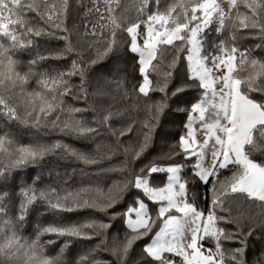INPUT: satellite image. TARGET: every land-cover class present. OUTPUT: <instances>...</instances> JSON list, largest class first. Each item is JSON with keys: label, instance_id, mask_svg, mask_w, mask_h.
Masks as SVG:
<instances>
[{"label": "trees", "instance_id": "16d2710c", "mask_svg": "<svg viewBox=\"0 0 264 264\" xmlns=\"http://www.w3.org/2000/svg\"><path fill=\"white\" fill-rule=\"evenodd\" d=\"M193 2L196 0H159L157 5L155 0H149L143 13L138 11L143 0H119V7L115 3L112 7L118 20L126 26L146 21L150 13H163L170 6L180 3L190 6ZM240 3L241 7L231 13L221 32L216 31L215 24L206 30L204 52L219 54L217 46L221 41L229 49L235 46L239 51L236 53L234 75L248 82L243 86L247 92L249 83H264V67H261L264 64V31H261L264 9H258L255 18L257 27L242 29L238 16L250 14L242 6L243 0ZM22 4H33L38 11L23 9L26 27L33 32L18 28V38L25 44L31 41V45L10 53L15 61L11 80L6 78L7 55H0V98L7 101L9 107L15 108L18 116L17 120H9L0 115V136H6L12 142L10 146L6 145V151H0V169L6 170V175L0 178V197H3L0 203L6 209L5 214H0V226L6 220L10 221L5 226V232L0 233V242H3L4 235L14 232L24 247L11 260L0 256V264H34L29 259L32 251L29 245L33 241H37L35 251L39 255L58 258L57 264H120L111 248L131 235L125 223L127 209L136 205L137 198L145 199L142 191L135 189L130 182L140 174L141 169H145L143 175L153 186L166 183L167 173L148 176L147 168L153 164L161 167L181 165L180 175L187 182L186 198L206 216L212 207L213 178L204 183L194 174L196 157L185 159L183 154L172 155L179 152L176 145L185 132L188 110L201 97V90L188 79L187 61L184 59L186 53H181L175 66L169 67L176 53L171 47L161 46L158 61H153L154 65H158L157 70L150 69L149 76L153 88L167 85V95L154 90L145 97L138 92L142 76L138 55L129 50V35L122 29H116L113 38L112 26H102L106 21L100 19L101 12L105 18L108 16L103 0H22ZM52 4L56 5L57 15L49 20L47 14ZM97 6L100 12L96 11ZM180 19L182 22L183 17ZM252 22L250 17L248 23ZM35 31L41 34L37 36ZM113 39L112 51L104 55ZM0 43L8 47L6 39L0 38ZM241 53L245 54L243 63L240 62ZM93 60L96 63H92ZM253 60L258 63L253 65ZM74 61L84 71V92H81L79 74L62 75L72 71ZM167 72H171V76H166ZM23 77H27L26 82L21 79ZM60 79H63V84L52 85V80ZM41 80H48L49 88H45ZM181 87L184 91L172 95ZM65 89H70L71 94L63 95ZM249 94L258 101L264 100V95L259 92ZM162 100H166L167 107L159 121L154 122L148 146L139 159H133V149L143 142L147 131L144 122L150 119L148 107ZM75 108L86 111L75 112ZM105 113H112L107 125L102 121ZM81 125L96 128L97 131L80 135L78 129ZM163 132L166 135L164 139L161 136ZM57 143L60 145L58 148L54 147ZM22 146L48 151L42 158L29 159L26 164L17 165L18 149ZM80 156L94 159L96 163L85 164ZM252 158L264 163V154L260 152L253 153ZM230 174L227 169L220 170L219 179L223 180ZM121 182L129 183L118 201L106 212L92 207L72 206L71 211L53 209L45 199L40 198L41 192L51 196L55 190L58 195L64 196L68 192L89 189L83 193L85 198L102 204L108 189ZM219 187L217 183L216 188ZM22 190H28L30 194L35 191L37 199L27 205L25 219L20 221V206L22 202L26 203ZM221 199L223 207H217L215 214L228 221H218V227L225 233L220 238L225 253L224 264H231L228 257L232 250L242 246L238 238L225 237L249 231L251 235L244 238L245 264H261L264 261V204L243 194ZM145 202L149 212L155 216L158 205L146 199ZM91 221L105 223L109 227L104 230L84 229L88 235L79 237L43 232L49 226L67 227ZM157 230L154 228L153 234ZM149 242L150 236L136 241L126 264H152L143 253L145 244ZM202 244L215 250L216 241L211 237H206ZM174 259L179 264L180 258Z\"/></svg>", "mask_w": 264, "mask_h": 264}, {"label": "snow or ice", "instance_id": "6c2138e0", "mask_svg": "<svg viewBox=\"0 0 264 264\" xmlns=\"http://www.w3.org/2000/svg\"><path fill=\"white\" fill-rule=\"evenodd\" d=\"M105 11L108 13L105 18L101 12L100 19L106 21L102 26H112V36L115 37V30L122 29L130 37L129 50L138 55L139 72L142 76V82L139 84L138 92L147 97L150 91L159 90L165 92L166 84L163 87L153 88V82L149 76V70L156 71L158 65L153 61H158V53L161 46H168L174 49L176 55L169 67L175 66L180 59L181 53H186L184 59L187 61L188 79L194 86L201 90V97L193 103L188 110V119L185 124V132L179 137L176 147L179 152L172 155L183 154L185 159L196 157L197 163L194 166L195 175L199 179L208 183L210 177L213 178V198L212 207L205 216L204 212L198 210L194 203L186 198L187 182L180 175L181 165H168L161 167L153 164L147 168L148 176L157 173H167L166 183L163 186H153L148 177L143 175L145 169L140 170V174L134 177L133 184L135 189L141 190L143 197L150 203L158 205L156 215L153 216L148 210V203L145 199L137 198L138 206L129 207L126 211L127 227L131 235L127 236L122 242L114 244L111 248L120 264H126V260L133 244L150 236V243L145 244L143 253L150 258L152 264H177L174 257H179V264H224L225 253L220 244V238L225 236L224 230L218 227V221L225 217H217L215 209L223 207V199L229 195L243 194L250 200L259 201L264 204V163H259L253 159V153L260 152L264 154V100H256L250 96V92H259L264 95V83L258 81L255 85L249 83L248 91L244 90V85L248 82L237 78L234 73L237 68L236 53L239 51L235 46L230 49L224 43L217 46L218 53L204 52V33L213 24L216 25V31L223 30L225 22L230 18L231 13L241 7L240 0H226L228 8L222 6L220 0H196L190 6L183 3L170 6L166 12H154L147 16V21L133 22L123 26L121 21L115 15L113 3L119 7V0H103ZM159 4V0H155ZM149 5V0H143L142 6L138 9L143 13ZM242 6L247 9L249 15L238 16L240 28L248 29L257 27L255 18L258 15V9H264V2L261 0H243ZM38 11L33 4H22V0H0V38L8 41V47L0 43V55H7V74L6 78L11 80L14 73L15 61L12 60L10 53L16 49H23L31 45V41L25 44L18 38V28L27 32H33V29L27 28L22 16L24 8ZM96 11L100 12L99 6ZM176 13V15H173ZM56 5H50L47 18L51 20L56 16ZM183 17L181 22L180 17ZM252 18L253 22L248 23ZM141 23L145 25V30L140 31ZM264 31V26H261ZM41 33L35 31V35ZM95 35V31L92 33ZM142 39V44L138 40ZM234 39V38H233ZM115 39L110 43L107 51H112ZM69 51L71 49L69 48ZM44 57H41L43 59ZM99 59V58H98ZM245 54H240V62L243 63ZM2 63V62H0ZM35 64L36 61H31ZM92 63H96L95 60ZM258 62L252 61L255 65ZM264 67V64L261 65ZM214 72H223V75H214ZM81 76V92H84V71L79 68L76 62H73L72 71L62 75ZM166 76H171L167 72ZM17 78L19 74H16ZM24 82L27 77L21 78ZM52 85L63 84V79L52 80ZM45 88H49L48 80H41ZM51 90V89H49ZM184 91V88H177L172 95ZM63 95L71 94L70 89H65ZM165 95L167 93L165 92ZM167 107L166 100L158 101L149 105L148 112L150 119L144 122L143 142L133 149V159H139L148 146L150 133L154 122L159 121L164 110ZM51 109V105H49ZM44 111V109H41ZM75 112L86 111V109L75 108ZM0 115L9 120H17L16 109L9 107L7 101L0 98ZM112 119V113H105L102 116L104 124H108ZM197 122L199 127H197ZM96 128L80 126L78 134L86 135L95 133ZM122 134V133H121ZM198 137H202L199 139ZM11 140L6 136H0V151H6L7 146L11 145ZM54 147H60L59 143ZM20 156L16 161L17 165H23L29 159L42 158L44 152L48 149H33L30 147H19ZM127 151V149H125ZM210 153L211 162L208 167L203 166L206 155ZM75 155V153H73ZM171 158V156H170ZM85 164L96 163L94 159L86 156H80ZM227 169L231 174L225 176L223 180L219 179L220 170ZM6 175L5 169H0V178ZM129 182L114 183L104 196V202L101 204L95 199L85 198L83 193L89 189H82L79 192H68L64 196L58 195L53 190L51 196L40 193V198L46 200L53 209L73 210V207H92L99 211H107L120 198L121 194L127 188ZM219 183V189L216 184ZM26 198V203L22 202L20 206V216L18 219L23 221L27 211V205L32 204L37 199V194L32 191L22 190ZM3 197H0L2 201ZM6 209L0 203V214H5ZM175 213V214H174ZM133 214L135 219H133ZM10 221H5L0 226V233L5 232V226ZM109 227L105 223L91 221L80 225H71L67 227L49 226L43 229V232L58 233L67 236H87L84 229L104 230ZM158 228L153 234V229ZM42 234V233H41ZM248 233H239L226 236L227 239L238 238L241 247L232 250L228 259L231 264H245V236ZM206 237H211L216 241V247L204 249L202 241ZM38 240V237H37ZM37 241L29 245L31 255L29 259L34 264H57L58 258L53 259L39 255L35 251ZM20 239L13 232L11 235H4L3 242H0V256L11 260L16 253L23 248ZM15 249V251H14ZM264 264V261L261 262Z\"/></svg>", "mask_w": 264, "mask_h": 264}, {"label": "rangeland", "instance_id": "374dc122", "mask_svg": "<svg viewBox=\"0 0 264 264\" xmlns=\"http://www.w3.org/2000/svg\"><path fill=\"white\" fill-rule=\"evenodd\" d=\"M220 2L222 3V6L225 8V9H227L228 8V4H227V2H226V0H220ZM147 21V20H146ZM142 25L144 26V28H142ZM145 30V25L144 24H141V29H140V31L141 32H143ZM138 43H141L142 44V37H141V39L140 40H138ZM236 57H237V55H236ZM214 75H223L224 73L223 72H214L213 73ZM197 127H199V123L197 122ZM162 139H164V137L166 136L165 135V133L163 132L162 133ZM167 138V137H166ZM199 139H202V137H198ZM163 143H165V140H163ZM210 162H211V155H210V153H208L207 155H206V157H205V159H204V162H203V166L204 167H208V165L210 164ZM196 163H197V161H196ZM172 165H174V164H172ZM175 165H179V164H175ZM180 174H181V172H180ZM167 177V176H166ZM163 186V185H162ZM134 206H138L137 204L136 205H134ZM133 207V206H132ZM175 214V213H174ZM133 219H135V215L133 214V217H132ZM126 221H127V217H126V220H125V223H126ZM126 225H127V223H126ZM150 243V242H149ZM204 247V249L206 250V249H208L207 247H205V246H203Z\"/></svg>", "mask_w": 264, "mask_h": 264}]
</instances>
